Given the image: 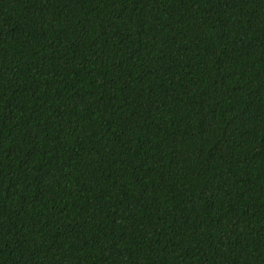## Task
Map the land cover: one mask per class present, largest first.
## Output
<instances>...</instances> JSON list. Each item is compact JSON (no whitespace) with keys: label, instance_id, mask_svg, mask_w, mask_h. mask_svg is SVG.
I'll return each mask as SVG.
<instances>
[{"label":"trees","instance_id":"obj_1","mask_svg":"<svg viewBox=\"0 0 264 264\" xmlns=\"http://www.w3.org/2000/svg\"><path fill=\"white\" fill-rule=\"evenodd\" d=\"M0 264H264V0H0Z\"/></svg>","mask_w":264,"mask_h":264}]
</instances>
